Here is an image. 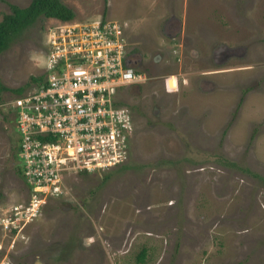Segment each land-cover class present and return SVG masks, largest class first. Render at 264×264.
I'll use <instances>...</instances> for the list:
<instances>
[{"label": "rangeland", "instance_id": "obj_1", "mask_svg": "<svg viewBox=\"0 0 264 264\" xmlns=\"http://www.w3.org/2000/svg\"><path fill=\"white\" fill-rule=\"evenodd\" d=\"M30 1L0 0V20ZM62 1L75 21L119 23L144 74L116 94L126 166L71 170L65 192L0 225V264H264V0ZM56 22L0 52V217L28 199L12 102L45 74Z\"/></svg>", "mask_w": 264, "mask_h": 264}, {"label": "built area", "instance_id": "obj_2", "mask_svg": "<svg viewBox=\"0 0 264 264\" xmlns=\"http://www.w3.org/2000/svg\"><path fill=\"white\" fill-rule=\"evenodd\" d=\"M121 30L107 19L48 27L44 84L12 102L28 199L0 217L2 227L12 231L40 210L42 197L65 192L71 170H104L126 160L133 123L116 94L144 74L127 64Z\"/></svg>", "mask_w": 264, "mask_h": 264}, {"label": "trees", "instance_id": "obj_3", "mask_svg": "<svg viewBox=\"0 0 264 264\" xmlns=\"http://www.w3.org/2000/svg\"><path fill=\"white\" fill-rule=\"evenodd\" d=\"M9 6L10 12L5 13L0 20V52L7 49L14 38L20 34L23 29L33 25L38 19L55 18L61 21H69L73 20L76 16L75 11L63 3L62 0H31L29 4L24 7L15 4H10ZM44 75L45 74L32 77V80L36 83V89L44 84ZM5 89H7V87L0 83V90ZM14 90L20 93L22 88L20 87ZM125 166V164L122 165V167ZM84 172L87 173V171ZM19 173H22L21 169H19ZM144 252L145 250L142 249L138 257L140 260L143 258Z\"/></svg>", "mask_w": 264, "mask_h": 264}, {"label": "flooded vegetation", "instance_id": "obj_4", "mask_svg": "<svg viewBox=\"0 0 264 264\" xmlns=\"http://www.w3.org/2000/svg\"><path fill=\"white\" fill-rule=\"evenodd\" d=\"M126 62L129 64L135 63V61H133L132 55L129 52L126 54Z\"/></svg>", "mask_w": 264, "mask_h": 264}, {"label": "crops", "instance_id": "obj_5", "mask_svg": "<svg viewBox=\"0 0 264 264\" xmlns=\"http://www.w3.org/2000/svg\"><path fill=\"white\" fill-rule=\"evenodd\" d=\"M52 19H55V18H52Z\"/></svg>", "mask_w": 264, "mask_h": 264}, {"label": "water", "instance_id": "obj_6", "mask_svg": "<svg viewBox=\"0 0 264 264\" xmlns=\"http://www.w3.org/2000/svg\"><path fill=\"white\" fill-rule=\"evenodd\" d=\"M127 64H129V63H127Z\"/></svg>", "mask_w": 264, "mask_h": 264}]
</instances>
